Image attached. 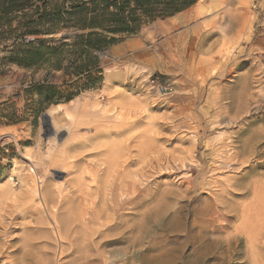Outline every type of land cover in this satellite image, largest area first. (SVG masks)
<instances>
[{
    "label": "rangeland",
    "instance_id": "1",
    "mask_svg": "<svg viewBox=\"0 0 264 264\" xmlns=\"http://www.w3.org/2000/svg\"><path fill=\"white\" fill-rule=\"evenodd\" d=\"M198 1L120 37L92 88L74 53L60 70L18 66L33 37L0 15V264H264V0ZM56 2L39 39L89 32L66 15L74 0ZM199 5L206 13L159 34ZM53 109L69 144L45 127ZM28 157L43 160L38 174ZM97 171L84 201L77 189ZM30 175L49 183L57 230Z\"/></svg>",
    "mask_w": 264,
    "mask_h": 264
},
{
    "label": "trees",
    "instance_id": "2",
    "mask_svg": "<svg viewBox=\"0 0 264 264\" xmlns=\"http://www.w3.org/2000/svg\"><path fill=\"white\" fill-rule=\"evenodd\" d=\"M56 1L51 0L47 4L44 0H0V15L14 14L10 19L17 22L18 27L14 31L22 27L24 36L33 37V40L22 44L26 51L23 59H16L15 63L25 68H35L55 61L50 67L60 70L64 53H74V60L69 61L70 66L74 68L76 76L85 75V87L92 88L101 79V55L116 45L120 37L137 33L146 23L185 11L198 0H74L70 4L71 11L66 15L69 20L74 18L76 31L89 32L74 37L39 39L40 36L50 35L48 31H42L53 23L47 14V7L55 16L61 11ZM64 40H69V43H63ZM50 42L57 46L46 48L44 44ZM19 45L15 42L16 51ZM69 100L70 97L67 98Z\"/></svg>",
    "mask_w": 264,
    "mask_h": 264
},
{
    "label": "bare ground",
    "instance_id": "3",
    "mask_svg": "<svg viewBox=\"0 0 264 264\" xmlns=\"http://www.w3.org/2000/svg\"><path fill=\"white\" fill-rule=\"evenodd\" d=\"M199 3V1L197 2V4ZM215 3V2H214ZM196 4V5H197ZM217 4V3H216ZM195 7V6H194ZM213 10V7L212 6H210V7H208V12H210V11H212ZM203 13H206V11H205V7H203V5H199L196 9H194L192 12H184V13H182V14H180L179 16H175V17H173V18H171L172 20H170V21H168V22H165V23H163V24H161L159 27H160V32L161 33H159V34H161V35H166V34H169L170 32H173L175 29H178L181 25H187V24H189L194 18H196V17H198V16H200L201 14H203ZM211 13V12H210ZM215 14V13H214ZM217 22V21H216ZM222 23H223V21H222ZM158 28V27H157ZM159 32V31H158ZM193 32V31H192ZM194 33V32H193ZM171 36V35H170ZM168 37V36H167ZM181 39V38H180ZM177 40V37H174V38H172V39H168L167 41H165L163 44H167V45H174L175 43H178L179 42V40L178 41H176ZM165 46V45H164ZM200 77V83L201 84H203L204 83V80L206 79V78H204V77H201V76H199ZM199 80V79H198ZM78 105L79 104H76L74 107L77 109L78 108ZM56 110H51V111H48V113L43 117V121H44V124H45V127L47 128V130L48 131H52L53 133H54V139H56V138H60L63 134H64V132H66L67 134H68V140L66 141L68 144H69V142L70 141H72V138H73V136H70V131H69V129H66V130H68V131H66V130H60V129H58L57 128V124L53 121V119H52V114L55 112ZM223 124V123H222ZM66 127V126H65ZM76 135H75V129H74V137H75ZM195 140V139H194ZM65 142V143H66ZM49 145V144H48ZM128 145V144H127ZM145 146V145H144ZM146 148V147H145ZM59 150V149H58ZM61 150V149H60ZM59 150V151H60ZM181 150V149H180ZM63 151H65V149L64 150H62V152ZM47 153V152H46ZM46 156V155H45ZM45 156H43V159H45L44 157ZM49 156V155H48ZM166 156V155H165ZM62 157V163L63 164H65L66 162L65 161H67L68 159L70 160V158H69V156H67V155H64V156H61ZM60 157V158H61ZM26 159V158H25ZM48 159V158H47ZM171 159V158H170ZM30 164V166H28V168L30 169L29 171L31 172V168L33 169L32 170V173L33 174H38V171H39V169L42 167V165H44V162H43V160L40 158V159H32V157L30 158V157H28L27 159H26ZM156 160V159H155ZM53 161V160H52ZM52 161H49V162H52ZM57 161V163H58V160H56ZM59 161H61V160H59ZM147 162V161H146ZM15 164V163H14ZM240 164V163H239ZM75 167V166H74ZM182 167V166H181ZM46 168V167H45ZM68 169V168H71V166H70V164H68L67 165V163L65 164V166H64V169ZM121 168V167H120ZM233 168V167H232ZM236 170V169H235ZM44 171H46V169L44 170ZM100 171V170H99ZM99 171H97V173H88V175L90 176V178H91V183L94 185L93 186V188H92V186H90V185H87V186H90L89 187V189L88 190H81V189H77V190H79V191H77V192H79L80 194H82V197H83V199H84V201H85V197L87 196H90V194H93V193H91L93 190L95 191V189H94V187L97 185L96 183H98L97 182V174H98V172ZM118 171V170H117ZM119 171H121V170H119ZM118 171V172H119ZM124 171H125V169H124ZM234 171V170H233ZM60 173H62V172H57V173H55L54 174V176L55 177H60L61 175H60ZM136 173V172H135ZM135 173H134V178H136L135 176ZM29 174V173H28ZM102 174H103V172H102ZM121 174H122V172H121ZM137 174V173H136ZM40 176L39 177H41V174H39ZM42 175H43V173H42ZM129 175V174H128ZM142 175V174H141ZM33 176L34 175H30V178H29V193H30V195L32 194L34 197H36L40 202H42L41 204V206H42V208H41V206H40V208L42 209V212L45 214V216H47V218L51 221V222H53V224H55V226H56V224L58 223V222H60V220L58 221V222H56L57 221V219H58V217H57V208H56V201H54V199H53V193H52V191L51 190H49V183L47 184L46 182H43V181H41V182H38V180H36V179H34L33 180ZM46 176V175H45ZM128 177V176H127ZM35 178H36V176H35ZM44 178V177H43ZM46 178V177H45ZM37 179H39L38 177H37ZM42 179V178H41ZM45 181V180H44ZM77 181V180H76ZM109 181V180H108ZM107 181V182H108ZM135 181V180H134ZM90 182V181H89ZM122 182V181H121ZM76 183V182H75ZM119 183V182H118ZM134 183H136V182H134ZM230 183V182H229ZM90 184V183H89ZM123 184V183H122ZM132 184V183H131ZM185 184V183H184ZM75 185V184H74ZM186 185V184H185ZM76 186V185H75ZM74 186V187H75ZM126 186V185H125ZM132 186H133V184H132ZM141 186V185H140ZM202 186V185H201ZM52 187V186H51ZM76 187H78V186H76ZM123 187V186H122ZM131 187V186H130ZM190 187V186H189ZM204 187V186H203ZM208 187V186H207ZM73 188V187H72ZM110 188V187H109ZM128 188H129V186H128ZM132 188H134V187H132ZM68 189V188H67ZM76 189V188H75ZM74 189V190H75ZM106 189V188H105ZM105 189H104V192H105ZM124 189V188H123ZM59 191H60V193L62 192L61 190H62V187H60L59 189H58ZM108 191V190H107ZM54 192V191H53ZM69 193V192H68ZM107 193V192H106ZM105 193V194H106ZM50 194H52V195H50ZM125 196V195H124ZM123 196V197H124ZM106 197H107V195H106ZM105 197V198H106ZM89 198V197H88ZM34 199V198H33ZM90 199V198H89ZM9 200V199H8ZM29 201V200H28ZM83 201V202H84ZM90 201V200H89ZM26 202H27V200H26ZM33 202V201H32ZM81 203V202H80ZM59 204H61V203H59ZM83 204V203H82ZM94 206L95 205H93V208L91 209V207H90V209L92 210V211H90L89 212V214L90 215H93V210H94ZM209 206V205H208ZM257 206V205H256ZM87 208V207H86ZM81 209H83V208H81ZM85 210V209H84ZM40 211V210H39ZM83 211V210H82ZM10 212V211H9ZM41 212V213H42ZM13 213V212H12ZM83 214V213H82ZM216 214V213H215ZM86 215V214H85ZM60 219V218H59ZM84 219V218H83ZM61 220H62V218H61ZM76 220V219H75ZM59 224V223H58ZM63 224V223H62ZM86 224V223H85ZM47 225V224H46ZM52 225V224H51ZM53 226V225H52ZM56 228V230H57V226L55 227ZM55 232V231H54Z\"/></svg>",
    "mask_w": 264,
    "mask_h": 264
},
{
    "label": "built area",
    "instance_id": "4",
    "mask_svg": "<svg viewBox=\"0 0 264 264\" xmlns=\"http://www.w3.org/2000/svg\"><path fill=\"white\" fill-rule=\"evenodd\" d=\"M151 82H152V84H155V82L153 80Z\"/></svg>",
    "mask_w": 264,
    "mask_h": 264
}]
</instances>
